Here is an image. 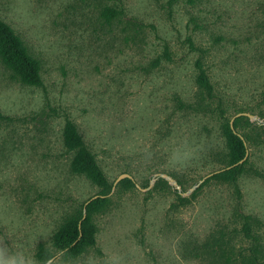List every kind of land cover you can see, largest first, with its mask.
<instances>
[{"label":"rangeland","instance_id":"rangeland-1","mask_svg":"<svg viewBox=\"0 0 264 264\" xmlns=\"http://www.w3.org/2000/svg\"><path fill=\"white\" fill-rule=\"evenodd\" d=\"M0 19L40 61L42 79L26 86L0 62L7 243L36 252L100 191L71 171L69 119L108 181L126 173L136 187L117 182L93 215L94 248L75 259L55 252L49 264L264 262V0H0ZM197 59L212 97L196 84ZM219 109L228 120L253 115L236 129L248 150L239 194L202 180L225 161Z\"/></svg>","mask_w":264,"mask_h":264},{"label":"trees","instance_id":"trees-1","mask_svg":"<svg viewBox=\"0 0 264 264\" xmlns=\"http://www.w3.org/2000/svg\"><path fill=\"white\" fill-rule=\"evenodd\" d=\"M115 13L116 11L113 8H106L103 16L106 19H110L115 16ZM0 62L10 71V77L13 80L30 87L42 85L40 61L30 55L20 37L1 19ZM195 68L197 70L196 84L198 88L207 97H212L213 86L203 67V63L199 59L195 61ZM242 112L238 111L237 113ZM244 118L243 116L235 117L231 127L230 120L225 117L224 111L219 109L221 135L226 149L225 161L223 166L205 176L203 184L211 180L229 183L235 187V190L239 194L237 181L244 172L248 155L241 164H238V162L243 159L248 150L247 138L245 135L237 132L236 129L240 120ZM62 142L65 150L72 154L70 162L71 171L76 175L84 176L100 189L98 194L88 198L53 233L51 245L56 250V253L69 259H75L86 250L95 247L97 229L92 218L94 214L101 212L109 204L113 183L108 181L94 154L87 148L76 125L69 119L65 120L62 129ZM119 184L127 189L136 187L135 181L130 178L120 180ZM83 214H85L84 217ZM242 218L244 219L242 226L244 236L250 240H255L251 234V226L248 221L249 216L243 215ZM44 253L45 245L39 244L35 252L37 258L43 257ZM244 261L247 264H264V262L258 261L255 255L244 257Z\"/></svg>","mask_w":264,"mask_h":264},{"label":"clouds","instance_id":"clouds-1","mask_svg":"<svg viewBox=\"0 0 264 264\" xmlns=\"http://www.w3.org/2000/svg\"><path fill=\"white\" fill-rule=\"evenodd\" d=\"M8 240L10 239L7 233L0 234V264H49L50 260L58 258V255L53 254L56 250L51 242L45 245V253L38 259L35 252L27 250L24 244H9ZM35 242L32 245L33 249L36 248Z\"/></svg>","mask_w":264,"mask_h":264},{"label":"water","instance_id":"water-1","mask_svg":"<svg viewBox=\"0 0 264 264\" xmlns=\"http://www.w3.org/2000/svg\"><path fill=\"white\" fill-rule=\"evenodd\" d=\"M238 116H247L248 118H252V117H253V115H251V114H249V113H245V112L237 113L234 117H232V118L230 119V126H231V127H232V122H233L234 118H235V117H238ZM247 155H248V152L246 151L245 156L243 157L242 160H240V161L238 162V164H241L243 161H245V159L247 158ZM163 177H165V176H163ZM124 178H130V179H132V177H131L129 174H126V173L120 174V175L116 178V180L114 181V183H113V188H114V186H115V184H116L117 182H119L120 180H122V179H124ZM165 178H167L170 182H172L173 185H176V183H175L172 179H170L169 177H165ZM205 178H206V177H203L202 180H204ZM177 189H179L178 186H177ZM84 216H85V214H83V217H84Z\"/></svg>","mask_w":264,"mask_h":264}]
</instances>
